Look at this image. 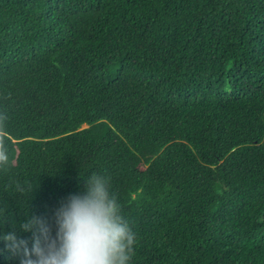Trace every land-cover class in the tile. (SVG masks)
I'll use <instances>...</instances> for the list:
<instances>
[{
    "label": "trees",
    "instance_id": "16d2710c",
    "mask_svg": "<svg viewBox=\"0 0 264 264\" xmlns=\"http://www.w3.org/2000/svg\"><path fill=\"white\" fill-rule=\"evenodd\" d=\"M0 91V264L93 173L129 264H264V0H0Z\"/></svg>",
    "mask_w": 264,
    "mask_h": 264
},
{
    "label": "clouds",
    "instance_id": "9594fccd",
    "mask_svg": "<svg viewBox=\"0 0 264 264\" xmlns=\"http://www.w3.org/2000/svg\"><path fill=\"white\" fill-rule=\"evenodd\" d=\"M2 100L0 91V109L5 108ZM6 119L0 114V168L10 165ZM87 126L82 124L81 128ZM84 189L81 194L70 195L57 209L55 237L38 217L21 225L26 231H38L44 238L42 244L37 236L31 251L25 249L21 264H129L136 234L121 214L116 196L110 193L108 179L93 173ZM3 238L11 242L10 247L19 248L14 234L6 233Z\"/></svg>",
    "mask_w": 264,
    "mask_h": 264
}]
</instances>
